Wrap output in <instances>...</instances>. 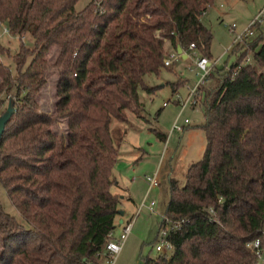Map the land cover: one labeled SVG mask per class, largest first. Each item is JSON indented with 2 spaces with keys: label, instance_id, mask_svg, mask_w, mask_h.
<instances>
[{
  "label": "trees",
  "instance_id": "trees-1",
  "mask_svg": "<svg viewBox=\"0 0 264 264\" xmlns=\"http://www.w3.org/2000/svg\"><path fill=\"white\" fill-rule=\"evenodd\" d=\"M75 2L0 0V21L33 38L19 44L15 74L0 59V91L14 99L0 139V182L25 221L0 203V264H104L121 210L112 169L123 137L115 138L112 121L127 123L128 111L147 121L139 88L152 92L144 75L168 67L165 40L183 50L194 42L211 58L201 16L213 0H90L81 9ZM230 50L235 60L214 66L195 93L204 107L196 125L206 138L202 158L183 185L169 178L159 229L168 228L173 249L143 264L255 260L247 243L264 227V30ZM248 51L253 62L240 63ZM50 65L58 69L53 114L37 99ZM58 118L65 135L54 130Z\"/></svg>",
  "mask_w": 264,
  "mask_h": 264
},
{
  "label": "rangeland",
  "instance_id": "rangeland-1",
  "mask_svg": "<svg viewBox=\"0 0 264 264\" xmlns=\"http://www.w3.org/2000/svg\"><path fill=\"white\" fill-rule=\"evenodd\" d=\"M89 1L76 0L75 8L81 9ZM263 5L264 0H213L208 5L201 18L202 22L211 30L212 36L209 44L211 57L219 56L216 67L225 70L236 57L235 54H230L231 50H226L232 43L234 35L229 24L235 23V30H242ZM260 25L258 29H253L252 36L259 33L260 30H264V22ZM246 36L249 37V35ZM246 36H242L238 42L244 43V40L248 38ZM32 39L29 32H24L22 35L11 33L7 24L0 21V42L6 49L0 54V59L10 65L13 74L16 73L14 55L19 44L24 42L31 46L33 44ZM168 48V41L165 40L166 54L174 50V48L171 50ZM188 52L189 54L184 60L182 58L176 59L167 65L169 68L161 67L157 74L147 73L144 75L145 81L155 87L152 93L139 88L140 100L144 103L142 114L147 118V121L134 117L128 111L129 120L127 123L116 120L111 123L115 138L122 132L123 139L119 146L120 163L129 162L134 168V171H132L131 166L125 173L121 172L120 177L122 179L121 184L126 187L132 197L137 199L136 204L141 201L147 189L146 176L155 174L159 182L157 188L151 189L148 197L155 201L154 211L148 207L141 208L114 264H143L144 257H154L160 253L155 250L154 246L162 239L159 222L170 195L168 173L173 170L175 179L181 186L185 182L187 167L202 158L206 138L204 131L196 125L204 121V107L199 100H195L189 101L181 109V103L188 94L187 84L192 85L197 79L195 60L198 55H201L197 50H188ZM56 53V46H52L47 53L50 62L54 60ZM247 56H250V61L253 62L252 53L248 51L240 63H244ZM46 79L47 82L38 93L37 99L41 110L53 114L57 99V67L49 66L46 71ZM171 81L176 82L174 92H172ZM11 94L12 92L0 91V115L6 108L9 97H13ZM164 101L167 103L163 104ZM177 116L179 124L187 127L185 130H171ZM184 119H188L189 122L184 124ZM153 129L163 134L162 138L157 137ZM54 130L65 135L66 120L58 118ZM134 155L136 156L132 159ZM118 168L120 165L117 166V170H120ZM0 203L6 212L25 223L1 182ZM131 207L136 206L132 205ZM136 210L137 207L134 208L133 214L124 223L116 224L113 230L115 239L122 232L126 221L134 218ZM128 213L129 211L126 212L127 215ZM165 253L169 254L170 252Z\"/></svg>",
  "mask_w": 264,
  "mask_h": 264
},
{
  "label": "built area",
  "instance_id": "built-area-1",
  "mask_svg": "<svg viewBox=\"0 0 264 264\" xmlns=\"http://www.w3.org/2000/svg\"><path fill=\"white\" fill-rule=\"evenodd\" d=\"M263 22H264V5L254 14L252 19L249 21V23L242 30L236 31L235 30L236 24L235 23L229 24L230 30L232 32H234V35H233L232 43L229 45V47L226 50H230L232 45L234 43L238 42V40L242 36L253 34L254 26L256 24H261ZM188 50H191V51L195 50L194 42H190L188 44L187 50H183L184 53H186V56H188V54H189ZM180 58H182V54L177 52L176 49H174L173 51L164 55L163 62H164V64L169 65L174 60L180 59ZM218 59H219V56H217L216 58H212V57L209 58L206 55H198L196 57L195 68H196L197 79L194 83H192V85L187 84L188 94H187L186 98L184 99V101L181 103V109L189 101L190 102L195 101V93H196L197 87L200 84H203L205 82L207 75L209 74L211 69L216 65V63L218 62ZM248 61H250V56H247L244 59V62H248ZM166 103H167V101L163 102V104H166ZM188 122H189L188 119L183 120L184 124H186ZM182 129H183V124H179V120H178V116H177V118L174 120V122L172 124L171 130L181 131ZM145 180L147 183L146 193H145V196L143 197V199L141 200V202L139 203V208H138L136 214L134 215V218H132L131 220L126 222V224L123 227L122 232L119 234V236L116 239L113 237L114 236L113 231L110 232V234H109V240L107 241V243L105 245V251L107 253V258H106L104 264H114L117 255L119 254V252L122 249V246L124 244L126 236L132 228L133 222H134L135 217L138 214L139 210L143 206H146V207L150 208L151 210H153V206L155 204V201L153 199H148V194L152 188L157 187L159 185V182H158L155 174H153L151 176H146ZM161 230H162L161 231V238L162 239L160 242L155 244V246H154L155 250L158 252H162V253L171 252L173 249V245L171 244V242L169 240L166 239L168 228H164V229L162 228ZM247 246L251 247L254 251L255 260L252 264H264V227H263L261 236H258L256 238H254L253 240H251L250 242H248Z\"/></svg>",
  "mask_w": 264,
  "mask_h": 264
},
{
  "label": "crops",
  "instance_id": "crops-1",
  "mask_svg": "<svg viewBox=\"0 0 264 264\" xmlns=\"http://www.w3.org/2000/svg\"><path fill=\"white\" fill-rule=\"evenodd\" d=\"M201 20H202V18H201ZM168 46H169V50H171L172 49V47L170 46V44H169V42H168ZM187 56H185V57H182V59L184 60L185 58H186ZM150 84V83H149ZM160 86H161V84H160ZM153 92V91H152ZM152 92H150V93H152ZM139 96H140V94H139ZM144 104V103H143ZM202 123V122H201ZM200 123V124H201ZM185 128H186V126L184 125L183 126V129L185 130ZM201 129V128H200ZM135 156L136 155H134V157H132V159L133 158H135ZM139 158H141V156H139ZM128 163V164H127ZM127 163H123V162H121L120 163V155H119V159H118V161L116 162V164L114 165V167H113V169H112V175L115 177V179H116V185H114L113 187H112V191L113 192H115V193H118L119 195H120V197H121V204H120V208H121V210H123V214L122 215H119V217H118V219H117V223L118 224H122V223H124L125 222V220L130 216V215H132L133 214V210H134V208H136L137 207V210H138V208H139V203L141 202H139V203H137L136 204V198H134V197H132V195L127 191V189H126V187H124L122 184H121V177H120V174L122 175V173L121 172H126V171H128V169L132 166L131 164H129V162H127ZM118 165H120V168H118V169H120V170H117V166ZM191 165V164H190ZM189 165V166H190ZM188 166V167H189ZM188 167H187V169H188ZM119 171H120V173H119ZM132 171H134V168H133V166H132ZM187 172V171H186ZM169 178H174L175 179V176H174V172H173V170H171V172H169L168 173V179ZM158 187V186H157ZM157 187H154V188H157ZM153 189V188H152ZM151 191V190H150ZM145 193H146V191H145ZM145 193H144V196H145ZM143 196V197H144ZM148 197H149V194H148ZM143 199V198H142ZM141 199V200H142ZM148 199H150V198H148ZM132 205H134V206H136V207H131ZM143 207H146V206H143ZM142 207V208H143ZM137 210L135 211V212H137ZM127 211H129V213H128V215L126 214V212ZM139 211H141V209L139 210ZM154 211V210H153ZM138 213H140V212H138ZM138 215V214H137ZM137 215H136V217H137ZM135 217V218H136ZM121 220V221H120ZM127 222V221H126ZM134 223V222H133ZM133 226V225H132Z\"/></svg>",
  "mask_w": 264,
  "mask_h": 264
},
{
  "label": "water",
  "instance_id": "water-1",
  "mask_svg": "<svg viewBox=\"0 0 264 264\" xmlns=\"http://www.w3.org/2000/svg\"><path fill=\"white\" fill-rule=\"evenodd\" d=\"M176 51L181 53L182 57L186 56V53H184L180 45H177ZM13 111H14V99L12 96H10L6 108L2 111V114L0 115V139L4 131L5 125L10 119L11 115L13 114ZM122 214H123V210H120L119 215H122Z\"/></svg>",
  "mask_w": 264,
  "mask_h": 264
}]
</instances>
